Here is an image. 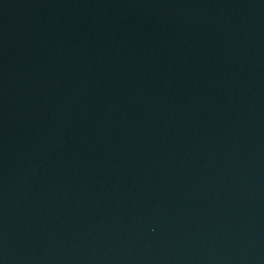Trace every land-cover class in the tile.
<instances>
[{
  "label": "water",
  "instance_id": "obj_1",
  "mask_svg": "<svg viewBox=\"0 0 264 264\" xmlns=\"http://www.w3.org/2000/svg\"><path fill=\"white\" fill-rule=\"evenodd\" d=\"M0 264H264V0H20Z\"/></svg>",
  "mask_w": 264,
  "mask_h": 264
}]
</instances>
